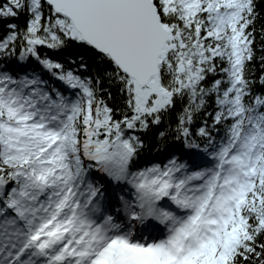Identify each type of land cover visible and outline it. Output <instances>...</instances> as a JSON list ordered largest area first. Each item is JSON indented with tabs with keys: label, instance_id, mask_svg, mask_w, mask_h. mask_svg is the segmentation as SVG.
Instances as JSON below:
<instances>
[{
	"label": "snow or ice",
	"instance_id": "obj_1",
	"mask_svg": "<svg viewBox=\"0 0 264 264\" xmlns=\"http://www.w3.org/2000/svg\"><path fill=\"white\" fill-rule=\"evenodd\" d=\"M258 2L0 0V264H264Z\"/></svg>",
	"mask_w": 264,
	"mask_h": 264
},
{
	"label": "trees",
	"instance_id": "obj_2",
	"mask_svg": "<svg viewBox=\"0 0 264 264\" xmlns=\"http://www.w3.org/2000/svg\"><path fill=\"white\" fill-rule=\"evenodd\" d=\"M257 11L260 12L261 19L258 20L256 24V29H257V35H256V47L260 48L262 41H261V27L264 25V0H261V2H258L257 4ZM21 25H23L24 20L21 18L19 21ZM71 55L73 58L83 56L84 60L88 63L89 65V72L88 73H83V75H89V74H94L95 71L97 70V64L94 58V53H92L90 50L87 49H81L78 47H73L67 50L66 53L61 54L59 56L49 53V55L52 56L53 59H58L61 62L65 61L67 58V55ZM264 53H257V60L256 62L250 66L251 73L255 75V77H259L264 72L261 70V66L259 63V56ZM13 63H15L13 61ZM32 68L38 70V65L35 64V62H32L31 65ZM259 90V84H257V89ZM119 104V99L117 98L115 104L113 106H118ZM172 123H175V117L172 119ZM197 123H199V119H197ZM163 130V126L159 129H152L148 133H142V139L145 142V149L141 153L140 156V163L147 164L151 162H160L163 161L166 157L167 154L170 153H177L179 154L180 146H181V141H177L172 135H168L165 137L163 141L159 140L158 133Z\"/></svg>",
	"mask_w": 264,
	"mask_h": 264
}]
</instances>
